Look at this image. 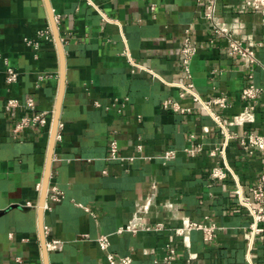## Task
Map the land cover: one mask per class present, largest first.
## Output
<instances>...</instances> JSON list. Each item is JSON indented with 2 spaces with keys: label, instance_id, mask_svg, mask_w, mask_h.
<instances>
[{
  "label": "crops",
  "instance_id": "0c3cea01",
  "mask_svg": "<svg viewBox=\"0 0 264 264\" xmlns=\"http://www.w3.org/2000/svg\"><path fill=\"white\" fill-rule=\"evenodd\" d=\"M245 2L217 0L216 16L254 52L251 69L213 34L206 0H0V264H108L101 236L110 253L132 264H166L171 249L170 264H264V231L248 255L251 217L239 205V196L252 199L264 152L229 140L225 163L212 156L223 135L178 87L192 83L205 101L224 96L227 107L211 110L228 133L264 135V7ZM52 20L64 84L42 200L62 81ZM45 28L52 41L36 37ZM186 31L196 47L189 78L180 56ZM8 68L17 73L11 84ZM247 85L262 88L256 103L240 98ZM28 97L48 114L47 125L13 134L26 110L6 102ZM166 100L185 112L164 109ZM113 141L116 159H109ZM168 150L175 158L161 159ZM215 167L225 173L221 181L211 177ZM136 213L139 227L127 231ZM183 218L211 228L210 238L201 229L183 241L175 232ZM53 241L61 246L49 249Z\"/></svg>",
  "mask_w": 264,
  "mask_h": 264
},
{
  "label": "built area",
  "instance_id": "2783aa9c",
  "mask_svg": "<svg viewBox=\"0 0 264 264\" xmlns=\"http://www.w3.org/2000/svg\"><path fill=\"white\" fill-rule=\"evenodd\" d=\"M216 3L217 0H206L204 18L209 21L212 32L214 35L223 37L226 39L228 43V55L229 56H237L239 57L246 68L251 69L254 65L258 63L254 52L251 50L250 47L243 45L240 43L234 36L231 27L223 21H220L216 16ZM246 5L249 6L251 9L258 11L259 9L264 7V0H246ZM36 37L38 39L52 41V32L50 28H45L41 31L37 32ZM24 43L26 46L37 50L39 48V43L34 39H24ZM196 54V47L188 36V31L185 32L183 36L181 48H180V56L182 65L184 67V71L186 76L190 77V63L194 55ZM251 78V76H249ZM41 80L42 77H39ZM17 81V73L12 69L8 68L6 70L5 82L7 84H11ZM178 87L181 89V97L185 95H189L192 98V101L198 103L202 110H204L208 115L211 116L217 127L220 129L223 135L222 144L218 149L211 152V155L214 156L216 152L220 154L223 163H225V152L227 148V144L229 140H236L241 146L246 147L251 151H260L264 152V135H258L255 133H247V134H236V133H228L226 131L225 125L220 121L219 117L215 115L212 110V105H218L221 108H226V98L224 96H220L214 98L209 101L202 100L201 97L197 94L195 87L192 83L186 84H178ZM263 90L260 87L254 85H247L245 86L241 93L240 98L243 101H248L252 103H256V101L261 96ZM6 107L9 109H16L23 107L26 110V114L22 115L17 123L12 128L13 134H20L26 130L28 131H36L40 128H43L47 125V113L46 112H38L36 110L35 101L32 97H28L24 103L18 100H8L6 102ZM162 107L164 109H170L173 112H180L184 113L185 109L181 108L178 103L172 100H166L162 103ZM188 153L193 154L194 151L192 149H186ZM117 153V145L116 142L113 141L110 144V158L109 159H116ZM163 160H172L175 158V151L168 150L163 155L159 156ZM211 177L216 181H221L225 178V173L220 167H215L211 173ZM154 196H151L147 201V203L153 201ZM53 199L58 200L55 197ZM239 205L244 207L250 217L251 223L249 224L248 231H247V246H248V255L251 249V246L259 234L263 233L264 228V171L258 176L255 186L252 189V199L250 202L243 201L239 196ZM167 208L172 216H176L178 208L176 205L168 204ZM146 209V208H145ZM143 209L139 210V214L143 212ZM140 224V219L137 213L134 215L133 219L129 222L126 227L127 231L133 232L135 231ZM203 230L207 235L208 239L210 238V234L212 229L211 228H204L197 223H193L189 221L187 218L182 219V226L179 229H176V234L182 237L183 241H187L191 231L193 230ZM81 238L87 239V236H82ZM97 244L99 245L100 249L105 253V257L108 264H132V259L130 256H121L115 257L112 253L108 251L109 242L106 236H101L96 240ZM61 243L58 241H53L52 243L48 244L49 249L59 248ZM174 257V250H169V254L165 257L164 261L166 264H170ZM17 261H20L17 258Z\"/></svg>",
  "mask_w": 264,
  "mask_h": 264
},
{
  "label": "water",
  "instance_id": "95a60500",
  "mask_svg": "<svg viewBox=\"0 0 264 264\" xmlns=\"http://www.w3.org/2000/svg\"><path fill=\"white\" fill-rule=\"evenodd\" d=\"M51 25H52V30H53L55 42L57 44L59 55H60V60H61L62 81H61V89H60L59 97H58L57 104H56L55 111H54V118H53V123H52V130H51V139H50L48 158H47V169H46V174L44 177L43 188H42V200L44 199V196L46 195V190H47L48 173H49V167H50L51 157H52L54 143H55V137H56V133H57V125L59 122L60 104H61L62 93H63V84H64L63 83L64 82L63 81V77H64V75H63V68H64L63 49H62V45L60 43V39H59V35L57 32L55 22L53 20L51 22Z\"/></svg>",
  "mask_w": 264,
  "mask_h": 264
}]
</instances>
